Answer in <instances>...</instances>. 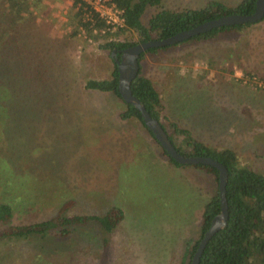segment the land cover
Returning <instances> with one entry per match:
<instances>
[{
  "label": "rangeland",
  "instance_id": "374dc122",
  "mask_svg": "<svg viewBox=\"0 0 264 264\" xmlns=\"http://www.w3.org/2000/svg\"><path fill=\"white\" fill-rule=\"evenodd\" d=\"M44 1L45 12L34 11L32 26L19 30L10 29L0 7V28L7 31L0 37V69L19 67L20 84L22 79L30 83L32 94L45 83L42 100L51 102L27 117L15 101H2L5 92L0 91V152L16 174H6V180L0 175V202L15 208L6 229L56 217L64 205L71 215L117 207L127 218L112 236L109 253L101 251L94 224L71 238H8L2 233L11 230L0 228V264H180L187 246L200 239L204 205L218 189L215 177L194 166L172 165L139 120L121 118V99L86 89L88 80L111 79V54L100 48L102 40L89 39L77 23L69 24L74 0ZM210 1L164 0L163 6L201 8ZM155 12H146L145 25ZM75 26L80 34L69 39ZM39 31L50 55L41 81V61L34 60V32ZM116 38L137 40L128 33ZM141 65L162 94L164 116L210 146L235 150L244 165L264 174V83L254 73L264 74V22L147 53ZM168 131L173 133L170 126ZM175 137L190 153L183 137Z\"/></svg>",
  "mask_w": 264,
  "mask_h": 264
},
{
  "label": "trees",
  "instance_id": "16d2710c",
  "mask_svg": "<svg viewBox=\"0 0 264 264\" xmlns=\"http://www.w3.org/2000/svg\"><path fill=\"white\" fill-rule=\"evenodd\" d=\"M112 1L116 4L118 9L123 12V17L125 19V26L119 28L116 34L111 32L105 21L89 10L90 5L84 0H74V8L72 11L74 16L70 17L69 21V24L70 22L72 24L77 23L76 25L82 27L89 39L93 38L95 41L102 40L103 43L100 48L109 51L110 54H112L114 50L128 49L140 43L167 39L184 31L192 30L206 22L217 20L225 16L251 15L256 10L257 2V0H240L236 6H227L220 1L214 0L208 2L201 8L177 10L165 8L163 6L164 0ZM44 3V0H1V14L7 17L9 24H11L10 29H25L28 28L25 27V25L32 26L34 19V15L32 14H34V11L37 14H42L45 12L43 9L48 8ZM149 9H156V12L151 16L148 24L145 25L142 19ZM262 22H264V20L260 23ZM254 25L255 24L235 25L214 29L210 32L197 35L183 43L209 41L222 33L242 31L245 28L254 27ZM77 27L75 26L74 32H72L70 36H67L69 39L75 38L80 34ZM127 33L132 36H137V40L117 41L116 37H120ZM6 34V29L0 28V37L4 38ZM19 36L22 35L19 34ZM34 37L36 38L34 44V48H36L35 53L37 52V58L34 60L41 61L37 64V66H39L37 75L39 81H41L42 78L40 75L43 74L45 76L47 73L43 66L44 62L48 60L50 55L45 52L46 47L42 46L41 31L37 33L34 32ZM9 40L13 43L15 39L10 38ZM168 48L170 47L153 48L142 54L139 61V74L132 83L133 95L142 102L153 118L160 121L172 143L181 154L185 156L212 158L225 165L229 171V181L227 185V200L229 206L228 225L218 232L209 242L202 255L200 264H264V174L244 165L235 150L225 147L210 146L196 139L188 129L183 128L178 123L170 121L171 119L168 116H164L163 111L165 110V106L163 104L162 94L158 90L155 82L142 74L141 63L147 53H156L159 50H166ZM253 49H255V46ZM120 56L121 55H118V57ZM111 58L115 63V69L112 72L111 79L88 80L85 86L87 90L99 93H110L122 100L119 92V72L117 64L112 55ZM49 59L52 60V57ZM11 68L12 66L4 71L0 69V75L3 74L0 77V91L4 89L5 92L2 101H15V103L20 105V109L24 110L27 117H33L38 113V107H44L51 103L49 100H42L44 97L43 94L45 93L44 90L48 86L42 83L41 88L44 86V89L35 90L36 93L32 94L29 92L31 88L30 83H25L22 79L21 82L23 84H20V78H18L21 75L20 73V75L18 74L19 67H17V71ZM28 73L26 69L24 75ZM246 73L252 74L253 72L248 71ZM254 73L259 74L260 80L264 83V74L258 71H254ZM24 86L29 87V89L23 88ZM23 89L28 92H23ZM123 103L125 104V109L121 114V118L123 120H139L154 138L152 132L145 125L141 113L133 105L126 104L125 102ZM8 107L9 105H5L4 108L7 110ZM163 120L169 121L168 126L173 129L172 134L168 131V126ZM175 136L183 137L182 143L190 150V153L187 154V152L184 151V147H180L176 144ZM165 154L167 155L166 152ZM168 158L171 164L177 168L188 167L187 165H180L169 156ZM0 162L5 165L3 168H0V175L4 176L5 180L7 178L6 174L9 176L10 173L16 176L13 171L15 168L11 165V160L3 156L1 152ZM194 167L203 169L212 174L217 184L219 183V172L217 169L204 165H195ZM0 181L3 182L1 178ZM65 208L66 205L62 206L59 210V214L51 219L21 223L6 229L15 215V208L11 203L0 202V228L3 230H11L10 232H3L2 235L4 237L16 239H30L32 237H46L49 235L71 238L79 228L94 224L100 231L101 251L105 253L111 250L113 243L112 236L127 218L125 211L117 207L110 208L104 214L91 215H71L68 212L70 208H67V210H65ZM220 212L221 201L219 190L217 189L215 194L207 200L204 205L201 216L200 239L194 246H187L180 264H191L201 240L210 229L213 219L219 215ZM95 229L97 230V228ZM166 251L168 254V250L166 249L162 255H164Z\"/></svg>",
  "mask_w": 264,
  "mask_h": 264
},
{
  "label": "water",
  "instance_id": "95a60500",
  "mask_svg": "<svg viewBox=\"0 0 264 264\" xmlns=\"http://www.w3.org/2000/svg\"><path fill=\"white\" fill-rule=\"evenodd\" d=\"M263 20L264 0H257L256 10L251 15L225 16L217 20L206 22L192 30L184 31L167 39L140 43L136 46L125 49L122 51L120 58L116 59L119 72V92L123 102L133 105L141 113L145 125L152 132L155 140L161 145L162 149L167 153V155L180 165H204L215 168L219 172L218 190L221 201V212L213 219L211 227L201 240L191 264H200L202 255L209 242L218 232L228 225L229 206L227 200V185L229 181V171L225 165L212 158L201 156H185L181 154L172 143L168 133L160 121L153 118L142 102L133 95L132 83L139 74V61L142 54L150 49L175 46L197 35L210 32L214 29L235 25L258 24ZM113 57H116V55L114 54Z\"/></svg>",
  "mask_w": 264,
  "mask_h": 264
},
{
  "label": "built area",
  "instance_id": "2783aa9c",
  "mask_svg": "<svg viewBox=\"0 0 264 264\" xmlns=\"http://www.w3.org/2000/svg\"><path fill=\"white\" fill-rule=\"evenodd\" d=\"M90 7L89 10L105 21L111 32L125 26L123 12L118 9L112 0H84Z\"/></svg>",
  "mask_w": 264,
  "mask_h": 264
},
{
  "label": "flooded vegetation",
  "instance_id": "af4514ba",
  "mask_svg": "<svg viewBox=\"0 0 264 264\" xmlns=\"http://www.w3.org/2000/svg\"><path fill=\"white\" fill-rule=\"evenodd\" d=\"M125 50V49H124ZM124 50H114L113 51V53L111 54L112 55V57H113V55L115 54L116 55V57H113L114 59H115V62H116V59L118 58H120V57H118V55H121V53H122V51H124Z\"/></svg>",
  "mask_w": 264,
  "mask_h": 264
}]
</instances>
